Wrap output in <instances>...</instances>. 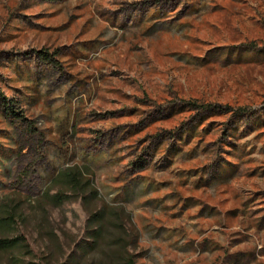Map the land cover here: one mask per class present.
<instances>
[{"label": "rangeland", "instance_id": "374dc122", "mask_svg": "<svg viewBox=\"0 0 264 264\" xmlns=\"http://www.w3.org/2000/svg\"><path fill=\"white\" fill-rule=\"evenodd\" d=\"M128 259L264 264V0H0V264Z\"/></svg>", "mask_w": 264, "mask_h": 264}, {"label": "trees", "instance_id": "16d2710c", "mask_svg": "<svg viewBox=\"0 0 264 264\" xmlns=\"http://www.w3.org/2000/svg\"><path fill=\"white\" fill-rule=\"evenodd\" d=\"M68 178H69V182H71L74 187H76L79 184L80 181L79 174L71 173L68 175ZM127 264H133V261L128 259Z\"/></svg>", "mask_w": 264, "mask_h": 264}]
</instances>
